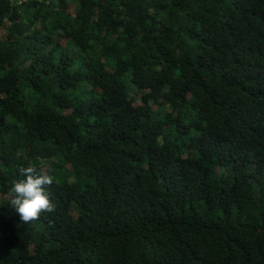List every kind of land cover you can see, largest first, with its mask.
Here are the masks:
<instances>
[{
	"label": "trees",
	"instance_id": "16d2710c",
	"mask_svg": "<svg viewBox=\"0 0 264 264\" xmlns=\"http://www.w3.org/2000/svg\"><path fill=\"white\" fill-rule=\"evenodd\" d=\"M0 264H264V0H0Z\"/></svg>",
	"mask_w": 264,
	"mask_h": 264
},
{
	"label": "clouds",
	"instance_id": "9594fccd",
	"mask_svg": "<svg viewBox=\"0 0 264 264\" xmlns=\"http://www.w3.org/2000/svg\"><path fill=\"white\" fill-rule=\"evenodd\" d=\"M53 183V177L41 165L21 167L19 177L11 181L8 190V204L19 220L30 223L40 218L42 212L55 211L46 188Z\"/></svg>",
	"mask_w": 264,
	"mask_h": 264
}]
</instances>
